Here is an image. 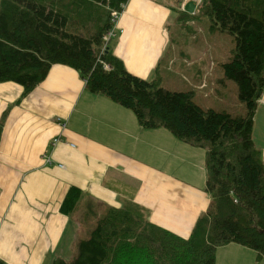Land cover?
<instances>
[{
    "label": "crops",
    "instance_id": "1",
    "mask_svg": "<svg viewBox=\"0 0 264 264\" xmlns=\"http://www.w3.org/2000/svg\"><path fill=\"white\" fill-rule=\"evenodd\" d=\"M187 1L196 3L195 14L199 0ZM162 2L128 1L115 24L114 54L141 78H159L168 89L193 91L199 105L210 98L222 104L217 110L245 111L233 87V107L225 105L227 85L221 72L218 78L208 76V64L218 59L213 49L208 54L207 39L193 57L180 36L172 41L167 25L175 12V21L182 15L185 23L193 14L186 11V0ZM22 94V85L0 83V119L9 110L0 134V259L9 264L71 260L63 255L66 247L78 248L110 207L132 202L155 225L182 237L191 234L210 204L203 148L167 129L143 128L130 109L90 92L79 72L64 64H53L46 78L16 104ZM252 136L264 160V93ZM71 187L81 196L69 216L60 208ZM98 206L105 210L96 214ZM87 212L94 219L83 229L79 222ZM73 217L79 227L76 246L74 237L67 240ZM256 257L254 250L230 243L218 247L216 264H255Z\"/></svg>",
    "mask_w": 264,
    "mask_h": 264
},
{
    "label": "trees",
    "instance_id": "2",
    "mask_svg": "<svg viewBox=\"0 0 264 264\" xmlns=\"http://www.w3.org/2000/svg\"><path fill=\"white\" fill-rule=\"evenodd\" d=\"M129 0H0V83L23 86L16 104L48 75L53 64L76 69L90 92L130 109L147 129L166 128L205 150L210 204L188 237L149 221L136 203L110 207L73 260L53 264H216L217 249L237 243L264 258V160L253 140L264 93V0H201L211 30L235 37L225 76L236 82L245 111L203 108L191 91L131 73L113 51L114 11ZM197 12V11H196ZM108 66V68H106ZM9 115L5 110L2 126ZM81 191L71 187L61 212L71 215ZM0 264H9L0 259Z\"/></svg>",
    "mask_w": 264,
    "mask_h": 264
},
{
    "label": "rangeland",
    "instance_id": "3",
    "mask_svg": "<svg viewBox=\"0 0 264 264\" xmlns=\"http://www.w3.org/2000/svg\"><path fill=\"white\" fill-rule=\"evenodd\" d=\"M155 1L158 2L159 4H164L162 2V0H155ZM172 1H174V0H172ZM175 1H176L175 2L176 4L179 3V0H175ZM116 12L119 13V17H120L122 12H119V11H116ZM178 16H179V14L177 12H175V14L173 15L169 24L167 25V29L169 32H171V35H172V41L177 40L178 37L180 36L179 40L182 43V47H185L186 50L189 51V53L192 55V57L197 52H200L203 50V43L202 42L204 40L207 39V41L211 43V47L209 45H207L208 54L210 53V50L213 49V51L217 55L218 60H217V62H212V64H210V65L208 64V76L211 74V76L216 75V77L218 78V75L221 72V74L224 77V84L227 85L226 89H225V93H226L228 101L225 103V105H227V107H233V106H231L233 104L231 102H229V98L232 94V87L235 88L236 91H238V87H237V84L235 81L230 80L225 76L222 64H223V62L229 61L231 58L232 49L235 47V37L233 35L227 33V32H222L220 30H214V31L211 30V19L209 18L208 15L202 13V11H200V10H197V12H195V14L194 13L191 14V17H190L188 23H185L182 21V15H180V20L175 21V18H178ZM119 17H118V19H119ZM118 19H117V21H118ZM112 21H113V15H112ZM116 22H114V25H113V28H115V36H116V27H115ZM184 35L188 37V40L187 39L184 40V37H183ZM114 37H111L110 39H112ZM208 61H209V59H208ZM171 85H173V87H176L178 84L173 81L171 83ZM176 89H180V88H176ZM191 92H193V91H191ZM193 97H194V93H193ZM204 100H205V102H201L203 105V106L202 105L201 106L203 108H211V106H212L215 109H221L219 106H221L222 104H220L218 102H217V104H215L211 101L210 98H204ZM237 102H240L244 106V103H242L240 101V99H238ZM229 109H231V108H229ZM240 112H239V110H237V112H233V113L239 114ZM145 129H147V128H145ZM156 129H160V128H156ZM164 129H166V128H164ZM104 210H105L104 208L98 206L95 209V213L98 214ZM93 219H94V213L91 214V212H87L85 215H83L79 224H81L83 226V229H86L89 225V222L93 221ZM73 221H72V223L68 229L67 234H69V238H67V240L74 237V242H75L74 245L76 246L77 242H78V240H76V238H75L76 232H77L76 228H79V227H78V224L76 223V221H77L76 217H73ZM66 248L68 250L64 249L63 255L66 258H70L71 260H73L74 258H71V257L76 256L77 246L75 247V249H72V250L70 249L69 246Z\"/></svg>",
    "mask_w": 264,
    "mask_h": 264
},
{
    "label": "built area",
    "instance_id": "4",
    "mask_svg": "<svg viewBox=\"0 0 264 264\" xmlns=\"http://www.w3.org/2000/svg\"><path fill=\"white\" fill-rule=\"evenodd\" d=\"M200 1H201V0H199L198 3H200ZM118 17H119V13L115 11V12L113 13V21L116 22L117 19H118ZM114 36H115V28L111 29V30L107 33V35H106L105 38H106L107 40H109L111 37H114ZM106 68H108V66H106Z\"/></svg>",
    "mask_w": 264,
    "mask_h": 264
},
{
    "label": "water",
    "instance_id": "5",
    "mask_svg": "<svg viewBox=\"0 0 264 264\" xmlns=\"http://www.w3.org/2000/svg\"><path fill=\"white\" fill-rule=\"evenodd\" d=\"M186 11L193 13L196 9V3L194 1H187L185 4Z\"/></svg>",
    "mask_w": 264,
    "mask_h": 264
}]
</instances>
